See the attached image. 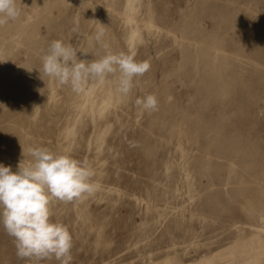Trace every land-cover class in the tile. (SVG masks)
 <instances>
[{"label": "rangeland", "instance_id": "374dc122", "mask_svg": "<svg viewBox=\"0 0 264 264\" xmlns=\"http://www.w3.org/2000/svg\"><path fill=\"white\" fill-rule=\"evenodd\" d=\"M16 2L0 26V164L43 146L93 168L92 196L51 204L71 264H264V0ZM101 27L150 64L128 96L111 74L82 94L43 74L54 40L99 59ZM148 94L158 110L136 105ZM0 264H35L2 223Z\"/></svg>", "mask_w": 264, "mask_h": 264}, {"label": "clouds", "instance_id": "9594fccd", "mask_svg": "<svg viewBox=\"0 0 264 264\" xmlns=\"http://www.w3.org/2000/svg\"><path fill=\"white\" fill-rule=\"evenodd\" d=\"M20 15L16 0H0V26ZM101 27L94 40L104 49L99 59L82 60L72 43L51 42L41 57L43 74L59 86H70L76 94L84 93L90 81L103 83L108 75L116 76V91L128 96L138 77L150 68L134 55L113 52L104 40ZM83 53V52H80ZM136 105L145 111L158 110L155 95L137 98ZM31 160L20 163L15 172L0 164V223L15 240L17 256L39 264L55 259L58 264H71L72 236L68 228L51 219L54 200L70 203L90 197L95 192L94 170L87 161L69 154L54 153L43 146L28 149Z\"/></svg>", "mask_w": 264, "mask_h": 264}]
</instances>
